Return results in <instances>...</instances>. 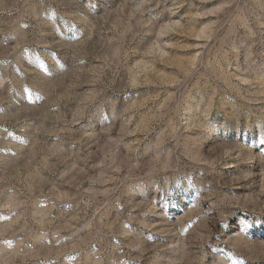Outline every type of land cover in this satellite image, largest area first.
Listing matches in <instances>:
<instances>
[{"label": "rangeland", "instance_id": "374dc122", "mask_svg": "<svg viewBox=\"0 0 264 264\" xmlns=\"http://www.w3.org/2000/svg\"><path fill=\"white\" fill-rule=\"evenodd\" d=\"M0 264H264V0H0Z\"/></svg>", "mask_w": 264, "mask_h": 264}]
</instances>
